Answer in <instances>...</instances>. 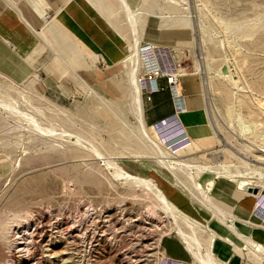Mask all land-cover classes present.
Instances as JSON below:
<instances>
[{"label": "rangeland", "instance_id": "374dc122", "mask_svg": "<svg viewBox=\"0 0 264 264\" xmlns=\"http://www.w3.org/2000/svg\"><path fill=\"white\" fill-rule=\"evenodd\" d=\"M143 7L141 4L139 10L150 13L155 21L145 20L150 24L141 26L142 31L155 33L156 42L152 43L165 56L164 61L161 59L164 68L192 74L199 60L202 71L198 79L204 86L205 107L213 124L217 122L218 133L216 137L210 130V143L204 150H220V140L225 148L236 152L235 138L240 135L228 126L227 111L234 108L237 114L235 103L239 95L246 96L243 88L251 79L250 72H264V0H155L152 8L144 11ZM99 9L109 18L102 6ZM163 13L177 17V22L171 17L173 23L163 25L159 18ZM130 54L129 46L122 61L125 65ZM32 80L37 82L36 89L29 87ZM45 80L42 73L21 81L0 72V94L8 96L1 95L0 99H20L23 94L42 111L35 113L29 108L28 113L45 128L78 135L80 145L69 144L61 133L63 138L54 150L47 147L50 141L34 138L25 124L0 113V223L10 225L9 214L16 216L15 225L23 223L25 216L33 219L28 229L12 241L16 245L21 237V248L10 250L8 237L0 236V264L8 260L10 264H167V240L179 241L169 218L155 208L147 192L115 179L114 170L104 165L106 159L114 160L131 174L151 178L184 216L178 207H184L183 203L171 195L174 197L175 191L185 198V188L156 160L139 156L126 144V124H135L128 110L129 87L128 102L123 106L107 97L99 100L78 81ZM203 117L207 118L205 113ZM88 144L100 150L103 158L82 147ZM222 151L213 156L216 161H224ZM182 158L211 163L200 153H187ZM229 159L225 164L230 168L244 167ZM216 194L219 196V192ZM191 205L197 213L200 209L208 213L196 203ZM194 219L204 226L199 216Z\"/></svg>", "mask_w": 264, "mask_h": 264}, {"label": "bare ground", "instance_id": "6f19581e", "mask_svg": "<svg viewBox=\"0 0 264 264\" xmlns=\"http://www.w3.org/2000/svg\"><path fill=\"white\" fill-rule=\"evenodd\" d=\"M112 1L116 3V6L118 5L120 7L122 13L124 14L123 17H125L126 22H128V26L130 27V32L128 34L129 36H127L130 38L128 42L131 49V54L129 59L127 60L128 64L125 65V62H123V66L125 67L124 73L130 91L128 110L131 113L135 124H126L129 128V132L125 136L127 142L126 144L129 147H134L137 150L136 154H138L139 156L143 154L142 157H150V159L156 160L161 164L163 168L168 170L170 172V175L173 177V180H175L178 184L185 188V191L188 194L187 198H189L193 204L196 203L200 208L206 209L210 216V220L207 221L202 227L194 223L192 220L181 215V212L177 211L176 208L171 205V203L167 199L168 197L165 196L166 193L164 194L162 189H160L151 178L131 174L114 160L111 161L109 159H106L104 161V165L107 168L114 170L113 177L115 179L124 181V183L129 185L130 187L142 189L143 192L145 191L151 196L152 203L155 208L163 212V214H165V216L169 218L173 234H175L176 238H178L180 243L185 247L194 264H221L219 260L213 255L211 250L215 238H220L230 243L235 252H237L240 256L248 259L251 263L264 264V247L255 243L250 239V237L243 235L236 230L234 224L235 221L238 220V218H236L232 213L233 207L241 199V197L250 196L255 200V207L253 212L254 220L250 223L255 224L256 226H260V221L264 220V72H250L251 79L247 81L246 87L243 88L246 96L244 98H240L241 95H239L240 99L236 98L238 100V103H235L238 106L234 104L237 108V114L234 115V108H230L227 111L228 126L233 131L238 133V135H240V137L235 138L236 142L234 148H236L237 151L242 152L243 156H240V153H237V151H233L231 148H225V146L219 140V148H221L220 150H218L217 148H212L211 150L209 149L210 151L203 150L199 152L202 158H208L211 163L202 162L196 160L195 158L183 159V155H178L177 153L170 151L162 144L163 139H161V137L169 135L168 132H170V134L172 135L174 131H172L173 129L171 128L173 127L160 128L157 131V135H159V139L157 141L151 135V132L146 127L143 119L142 95L145 88L137 83V74L139 73L140 68L144 65L143 56L141 55L140 51L145 47H155L152 41L143 43V34L141 27L143 26V23H141L140 17L141 15L148 14L142 11L134 10L128 0ZM142 2L140 1V3ZM144 2L145 4H148L149 0H145ZM156 15L157 12L154 16ZM159 16V18H161L164 22L163 25H166L169 22L173 23V21H170L172 17L170 13H163ZM176 18L174 19L176 20ZM125 19H123L124 22ZM126 31L128 30L126 29ZM152 51L156 60V64L161 65V59L157 57L154 50ZM164 58L165 56L162 58L163 61ZM197 61L198 62L195 66L194 73L188 74L186 72H183L175 74L179 78L183 79V85L187 94L192 93L194 89H196L198 94L203 95L204 86L201 82H199L198 79V75H200L202 68L199 64V60ZM165 69L169 68L165 67ZM226 73L225 75H227ZM82 76L79 75L78 78L86 86L87 92L94 94L99 98V100H105V95L97 87L92 86L90 84L91 81H88ZM36 85V80H32L29 87L36 89ZM4 94L6 95V93ZM1 95L2 94H0V96ZM22 98L24 99L21 100ZM29 108L30 110H34L35 113H42L41 109L34 106V104H32V100L30 101L28 97L25 98L23 94L20 95V99H0V113L5 114L9 118L16 119L17 122H19L21 125L25 124V126L29 128L30 134L33 135L34 138L44 142L45 140L50 141V144H47V147L50 146L52 147V149H56V147L60 144L57 141L61 140V133L65 134L64 137H67L66 141H68L69 144L71 143L80 145L78 135L74 133L70 134L64 131L59 133L55 129L45 128L38 121V119L34 117L33 114H30L26 111V109ZM201 111L202 113H205V116L207 117V121L206 119L205 121L209 129L217 137V122L216 125H214L209 118L204 99L202 100ZM177 129L179 128H176V130ZM133 137L136 139V142H134ZM240 139H244L245 142L241 144L239 142ZM230 144L232 145L233 143L231 142ZM82 147L89 152L94 153V155H96L97 157L103 158V153L100 150L96 149L94 146L88 144V146L84 145ZM219 151H222V154L224 156V161L222 162L219 159L216 161L214 159L215 157L213 158V156L220 154L218 153ZM202 158L200 159L202 160ZM228 158L236 160L237 163L241 164V167L244 166L242 167L243 169L241 167L240 168L242 170L237 169V166H233L236 169H232L233 167L230 168V165L228 166L227 164H225V160H227ZM216 192H219V196H217ZM227 195L230 196L226 197ZM258 211H263L261 217ZM14 218H16L14 214H9L8 220L12 221V223L10 225H8L7 222L0 223V236L3 238L7 236L8 241L11 243L14 238L24 233L29 224V221L33 220H30L27 216H25L23 223L19 222L15 225L13 224ZM31 223L33 222L31 221ZM216 226H223L227 228L230 232L234 233L237 238H239L241 243L238 244L234 242L233 239H231L229 236H223L222 234H220L217 231ZM27 233L25 234V236L27 235ZM20 242H22L21 237L16 240V245L12 243L11 245H9L10 248H8L10 250L13 247L19 249L21 248ZM23 242H25L26 244V241ZM11 254L12 253H10V256ZM26 254H28V252ZM6 262V264H10L9 260ZM166 262L167 264H177V262L174 261L172 263L169 258Z\"/></svg>", "mask_w": 264, "mask_h": 264}, {"label": "crops", "instance_id": "0c3cea01", "mask_svg": "<svg viewBox=\"0 0 264 264\" xmlns=\"http://www.w3.org/2000/svg\"><path fill=\"white\" fill-rule=\"evenodd\" d=\"M98 1L94 4L92 0H0V72L19 77L21 81L36 78L37 73H42L46 75L44 83L48 80L78 81L80 85L82 82L78 76L83 75L105 97L117 100L119 105H126L128 85L122 61L129 50L130 27L114 1ZM144 1L128 0L137 11L143 3L144 10L154 6L155 0H149L147 6ZM97 5L104 8L110 19ZM147 14L149 16L143 17V26L150 24L145 20L153 18L150 13ZM143 32V43L155 41V33ZM157 42L164 43L159 39ZM155 53L162 59V53L156 46ZM178 80L173 91L153 94L150 101L142 96L143 119L156 139H159L157 131L160 128L173 127L172 135L168 132L170 136L161 137L162 144L173 147L172 151L178 155H194L208 147L211 131L201 111L203 95L198 94L196 89L187 94L183 79ZM160 84L164 85L165 81L161 80ZM143 87L147 88V85ZM174 194L172 199L178 198L183 203L184 207H178L184 216L193 221L199 216L205 223L210 220L209 214L202 209L200 213L193 210L189 198H182L175 191ZM243 197L232 209L233 215L238 218L234 224L236 230L264 247V220L260 221V226L250 223L254 220L255 200L250 196ZM258 212L261 217L263 211ZM216 228L223 236L241 243L227 228ZM167 241V257L172 263L194 264L180 241ZM211 250L221 264H253L223 239L215 238Z\"/></svg>", "mask_w": 264, "mask_h": 264}, {"label": "built area", "instance_id": "2783aa9c", "mask_svg": "<svg viewBox=\"0 0 264 264\" xmlns=\"http://www.w3.org/2000/svg\"><path fill=\"white\" fill-rule=\"evenodd\" d=\"M155 47H145L141 49V55L143 56L144 65L140 68L137 74V83L140 85H147V88L143 91L144 97L147 100H151V96L156 93L168 90L173 91L179 82V77L173 70L165 69L162 65L156 64V60L153 55ZM164 80L165 84H160V81Z\"/></svg>", "mask_w": 264, "mask_h": 264}]
</instances>
